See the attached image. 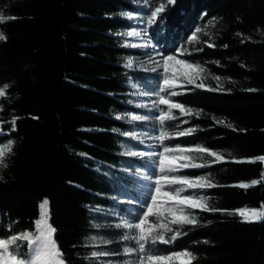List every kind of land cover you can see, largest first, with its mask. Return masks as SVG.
<instances>
[{
	"label": "trees",
	"instance_id": "trees-1",
	"mask_svg": "<svg viewBox=\"0 0 264 264\" xmlns=\"http://www.w3.org/2000/svg\"><path fill=\"white\" fill-rule=\"evenodd\" d=\"M161 2L0 0L6 20L0 31L7 37L0 41V147H7L0 164V238L27 232L34 242L43 212L54 229L57 264H150L148 255L185 251L196 257L189 264H264V218L244 223L238 214L264 211V0L166 3L146 28L148 42L161 57L197 65L226 85L182 79L186 85L167 95L180 108L160 105L168 113L163 125L137 105L133 87L152 94L158 81L124 68L138 55L125 45L126 33L137 27L129 16L150 17ZM136 131L166 133L162 149H192L185 152L200 167L176 175L203 176L215 185L187 192L216 209L185 208L194 224L149 216L144 252L130 236L139 232L121 225L143 219L149 201L138 177L147 162L126 152L147 150L133 139ZM29 247L24 239L7 245L25 262Z\"/></svg>",
	"mask_w": 264,
	"mask_h": 264
},
{
	"label": "snow or ice",
	"instance_id": "snow-or-ice-1",
	"mask_svg": "<svg viewBox=\"0 0 264 264\" xmlns=\"http://www.w3.org/2000/svg\"><path fill=\"white\" fill-rule=\"evenodd\" d=\"M167 4H174L175 0H165V2H161L159 4L158 7H156L154 9V11L151 12V15L149 17V21L148 23L151 24L153 22H155L157 15L159 13H162L165 11V5ZM8 19H16V17H9ZM5 17L3 16V14H0V23H5ZM196 31H199V29H196ZM140 33L136 32L135 30H133L132 32L129 33V36H139ZM239 35V34H238ZM7 37L3 34L2 31H0V41H6ZM132 47H137V45H131ZM210 47L212 45H209ZM141 47H143L141 45ZM170 62H175L177 64H183L185 68L192 70V75H190L188 77L189 83H191L193 81V79L195 78V75L197 74V70L199 72H203L204 69L203 68H199V66L194 65L190 62L187 61H179L176 60L175 57L173 55H166L163 56L161 58V60L158 62V64L163 68V86L160 87L159 92L163 93L166 89V87L171 86L169 83V76L167 75L168 69H169V64ZM132 66V61L129 60L126 67H131ZM217 80H219V77H217ZM176 93H172V95H175ZM5 92L3 90H0V97L4 96ZM159 103L160 104H168L169 101L168 99H166L164 96H160L159 98ZM170 107L172 108H180L179 103H173L170 105ZM181 111H184V109H181ZM147 117L145 116H141V115H132L131 119L133 121H141L146 119ZM161 123V125H163L164 123V112L163 110H161L160 115L157 117ZM116 119H120L119 116L116 117ZM13 131H15V120H13ZM189 132L192 131L191 129L188 130ZM125 135H130V133H124ZM185 132H180L178 133V135H185ZM166 135V133H161L160 136L157 137L158 140H162L164 138V136ZM11 148V142H9L8 144V150H10ZM196 151H208L207 149L204 148H198L195 149ZM174 151H192V149H179V150H174L173 148H169V147H165L163 149L162 153H159V161H158V167H159V171L163 174L165 173V161L166 160H179L181 157L180 156H167V153H172ZM4 152L5 149L4 148H0V164L3 163V157H4ZM128 155H140V156H144V155H149V156H153L156 155L155 153H144V152H128ZM210 155L215 157L216 161H221L223 158L219 155H217L215 152H209ZM6 167V165H4ZM182 167H200V165L198 164H184L182 165ZM172 170V169H169ZM167 182L169 184H173V183H180L183 185H187L188 187H199V188H204V187H214L215 185H212L211 183L207 182L205 177L201 176L199 179L196 180H192V179H188V178H170L167 175H161L159 178H157L155 180V194L151 196V203L148 205H145L146 207V212H142L141 216L143 217V219H141L139 216L136 217L135 220H133L132 222H127L124 224V227L128 228V229H138L139 233H131L130 236L132 239L136 240L137 244L139 245V250L140 252H144L145 250V243L147 240V237L145 235L144 232V225L146 220L148 219V217L150 215H157V218L159 219V216L161 215V213H154V208L156 206L157 203V197L160 196L161 194L168 198L169 200L174 201V203L170 206L171 209L173 210V215H172V219H171V223L173 224H183V223H187V224H194L195 218L194 217H189L187 215H185L184 213V208L182 206H189V207H193V208H201L205 211H216V209H208L207 207V201L205 200V198L203 196L199 197L198 199L194 196H185V197H180L179 196V192L183 191V189L177 190V192L174 194L172 192H163L161 193V182ZM253 185L257 184L258 181L253 180L251 182ZM240 188H247L249 187V184L247 183H241L238 185ZM49 201L47 200V198H45L43 200V202L40 205V208L46 209V207L48 206ZM219 211H226V210H219ZM240 216L243 217L242 222L244 223H255V222H259L262 218H264V211H256V210H252V211H240L238 213ZM37 231L40 233V235L38 237H36V242H37V248L34 249V251L37 253V259H45L48 264H56L55 262V257L59 256L60 253L58 252L56 245L54 244L53 240H52V234L54 232V229H52L48 224H47V220H46V213L42 212V215L40 217V221L38 222V227H37ZM177 235H179V233H177ZM125 239H128L129 236H125ZM27 240L29 243V246L32 245L33 243V238L32 236H30L27 232L23 233V234H15L12 235L10 239H4V238H0V249H3L5 253H8V257L7 259L10 260L12 262V264H25V261L23 259H18V254L15 252H9L7 245L12 244L14 241L17 240ZM159 239L161 240V242H167L164 240L163 236H159ZM175 239V236L172 238ZM205 243H207V241H205ZM125 251H129L128 249H126ZM43 254L42 256L40 254ZM109 253H104V255H108ZM93 256H96L97 253H92ZM180 256H184V257H189L191 260H195L196 257L190 253V252H182L179 254ZM147 260L149 262H152V264H163L164 261H168L173 259L174 257H170V256H159V255H148ZM141 264H143V261L141 260Z\"/></svg>",
	"mask_w": 264,
	"mask_h": 264
},
{
	"label": "rangeland",
	"instance_id": "rangeland-1",
	"mask_svg": "<svg viewBox=\"0 0 264 264\" xmlns=\"http://www.w3.org/2000/svg\"><path fill=\"white\" fill-rule=\"evenodd\" d=\"M130 19L134 21V24L137 26L136 28L130 30L129 32L126 33V37L128 41L125 43V45L128 48L134 49L138 52V55L134 58H128L127 61L124 63V68L127 71H132V70H138L144 74L150 75L154 77L158 81V87L155 93L150 94L148 91L142 89L139 85L134 84L133 87L135 88V91H137L139 95V101L137 102V105H142L146 107L153 115L154 121H159L157 118L160 115V112L162 110L160 105H170V102L168 104H160L159 103V98L160 96H164L167 99L168 93H173L176 92L177 89L182 88L183 86L186 85V83L182 80L185 79L187 81L188 77L192 75V70L187 69L184 67L183 64H177L175 62H170L169 64V69L167 72V75L169 76V83L171 86L166 87L165 91L163 93L159 92L160 87L163 86V68L158 64V62L161 60L160 54L155 50V48L148 42L146 38V28L151 24L148 23L149 17L145 16H129ZM135 30L136 32H139V36H129V33ZM131 45H137V47H132ZM141 45L143 47H141ZM176 60L181 61L179 58L175 57ZM132 61V66L131 67H126L128 61ZM191 83H200L201 86H207V85H212L215 87L219 88H224L226 85V82L223 80H217L214 78H209L203 74V72H199L197 70V74L195 75V78ZM131 116H129V119H131ZM168 117V113H164V119ZM150 121L149 119H144L141 121H135L137 123L139 122H148ZM152 121V120H151ZM133 139L137 141L138 143L142 144L143 146L146 147V152L144 153H155L156 155L149 156V155H135L137 157H140L144 159L147 162V168L144 171H139L138 172V177H140L141 180L144 182V186L146 188L149 201L148 204L151 203V196L155 194V180L159 178L161 175H167L170 178H179L176 173L180 170L187 169L190 167H182L184 164H195L194 159L186 154L185 151H174L172 153H167L166 155L171 157V156H180L181 158L179 160H166L165 161V173H161L159 171L158 167V161H159V153L163 152V149L161 148V140L157 139V135H154L150 133L149 131H136L133 134ZM0 148H4L5 151L7 147L2 146ZM128 152H138L133 149H127L126 151ZM133 156V155H131ZM172 169V170H169ZM196 180V179H192ZM161 193L163 192H172L176 193L177 190L183 189V191L179 192L180 197H185L189 196L187 195V192L190 190H195V189H203L199 187H188L187 185H183L180 183H173L169 184L167 182L162 181L161 182ZM198 199V198H197ZM174 203V201L169 200L168 198L164 197L162 194L157 197V203L154 208V213H161V217H168L170 220L172 219L173 210L171 209V205ZM147 204V205H148ZM184 209L185 208H193L189 206H182ZM193 209H201V208H193ZM145 208V212H146ZM260 211V210H256ZM150 216H157L155 214L150 215ZM129 222L128 220H121V225L124 226L125 223ZM126 228V227H125ZM128 229V228H126ZM130 230V229H128ZM134 232H139L138 229L133 228ZM40 233L38 232V236ZM36 243V240L33 242ZM31 251V247H29ZM30 251L28 252V258L25 262V264H46L45 259H37V253L31 254ZM0 255L2 256V262L3 264H8V254L4 252L3 249H0ZM170 257H174L171 260L164 261L163 263H176V264H189L190 258L189 257H184L180 256L179 254H174L171 255ZM55 259V258H54ZM152 264V262L150 263Z\"/></svg>",
	"mask_w": 264,
	"mask_h": 264
},
{
	"label": "bare ground",
	"instance_id": "bare-ground-1",
	"mask_svg": "<svg viewBox=\"0 0 264 264\" xmlns=\"http://www.w3.org/2000/svg\"><path fill=\"white\" fill-rule=\"evenodd\" d=\"M37 242L36 243H33L32 245H31V251H30V253L31 254H35L36 252L34 251V249H36L37 248ZM1 254V253H0ZM41 256L43 255L42 253L40 254ZM55 262H56V259H55ZM0 264H3V262H2V256L0 255ZM8 264H12V262L10 261V260H8ZM46 264H48V262L46 261ZM56 264H57V262H56Z\"/></svg>",
	"mask_w": 264,
	"mask_h": 264
},
{
	"label": "water",
	"instance_id": "water-1",
	"mask_svg": "<svg viewBox=\"0 0 264 264\" xmlns=\"http://www.w3.org/2000/svg\"><path fill=\"white\" fill-rule=\"evenodd\" d=\"M33 244V243H32ZM31 247V246H30ZM30 251V249L28 250V252Z\"/></svg>",
	"mask_w": 264,
	"mask_h": 264
}]
</instances>
